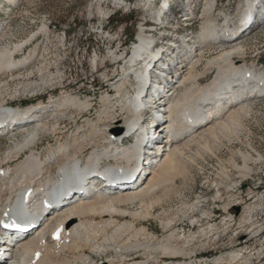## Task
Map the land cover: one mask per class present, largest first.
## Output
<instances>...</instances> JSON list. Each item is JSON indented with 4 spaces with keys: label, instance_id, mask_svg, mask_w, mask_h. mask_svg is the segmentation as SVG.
Listing matches in <instances>:
<instances>
[{
    "label": "bare ground",
    "instance_id": "obj_1",
    "mask_svg": "<svg viewBox=\"0 0 264 264\" xmlns=\"http://www.w3.org/2000/svg\"><path fill=\"white\" fill-rule=\"evenodd\" d=\"M14 1L0 0V7L2 2ZM125 1L113 0L112 3L120 7ZM157 1L160 0H136V4L152 12ZM217 1L203 0L200 15L205 20L200 32L187 36L181 45H173L177 52L173 55L175 60L163 63L164 68L151 73L155 78L153 84L157 80L159 84V79L161 84H166L163 90L168 94L163 96L164 105H160L159 100L154 111L159 107L163 111L167 125L165 134L171 139L161 141L155 150L142 157L138 141L142 137L148 141L154 136L151 130L142 134L137 127L140 115L136 107L145 104H142L141 94L149 75L144 64L146 60L148 63L156 60L155 66L161 59L157 58L160 52H154L155 40L145 37L143 25L129 58L126 59L125 52L118 54L109 50L114 70L112 77L105 76L109 88L100 93L97 102L84 91L65 85L58 69L53 72L49 64L36 67L37 46L30 52L25 51L30 37L21 44L0 46V139L6 138L11 145L0 159V225L15 221L13 219L29 227L36 225L19 239L11 235L12 242L16 243L0 247V264H95L97 258L103 260L101 264H208L198 256L201 249L222 242L218 229L201 224L196 234L187 235L174 227L176 216L159 221L165 234L156 236L141 222L150 220L151 211L167 199L169 189L159 195L157 191L165 184L166 175L181 167L185 151L193 145L206 144L209 137L216 138L218 131H229L237 126L238 119L247 113L251 103L264 96V70L255 72L253 65L245 64L241 59L245 49L240 42L256 26L250 21L253 18L248 20V16L256 12L249 11V4L252 8L261 2L263 10L264 0H242L248 4L242 7L244 12L241 8L234 17L220 12V21L212 17L217 11ZM161 11L168 13L165 6L155 8L153 14L157 21L153 23H158ZM97 13L105 18L109 12L99 7ZM183 17L187 22L195 20L187 14ZM262 21L263 24L264 17ZM39 31L44 33L47 27L41 26ZM166 31L173 36L172 29ZM186 43L191 48L187 55L183 47ZM150 46L153 47L149 49ZM216 46L222 49L216 59L207 62L209 68L204 71L215 69L214 78L203 86L195 85L194 69L201 64L204 53ZM184 62L189 63L187 76H181L178 69L180 65L184 67ZM170 76L176 77L175 82L171 83ZM176 87L181 90L178 95H175ZM37 89L40 92L33 94ZM152 90L158 93L154 86ZM28 93L31 95H26L27 98L15 99L16 95ZM44 94H49L45 103L41 101ZM26 100L39 102L21 110L17 105L12 107ZM98 104L96 118L91 119ZM136 130L139 136H135ZM242 160L244 164L239 169L251 172L247 163L252 160L248 156H242ZM142 166L149 169L142 171ZM104 168L109 169L98 175L97 170ZM115 171L121 174L120 181L106 176ZM128 174L129 180H125ZM80 177L86 180L78 182L76 179ZM94 181L97 187L92 191ZM35 195L42 205L32 200ZM239 202L246 205L242 199ZM127 204L137 208L124 209ZM262 205L263 202L247 205L245 215L241 214L238 220L231 215L224 217L222 232L229 235L234 225L237 232L236 239L228 238L227 244L240 245L238 239L243 236L244 245L239 251L233 248L216 254L210 264H254L264 259V249L261 250L264 239L259 237L264 222L258 225L252 221L256 213L263 210ZM194 206L178 209L180 219L187 218L194 224L193 217L188 218ZM15 207L16 211L12 210ZM44 211H47L45 219L42 218ZM17 214L24 217L18 218ZM202 214L208 217V213ZM56 232L58 238L54 240ZM9 233L4 231V234ZM6 251H10L12 261ZM164 259L170 261L166 263Z\"/></svg>",
    "mask_w": 264,
    "mask_h": 264
},
{
    "label": "rangeland",
    "instance_id": "obj_2",
    "mask_svg": "<svg viewBox=\"0 0 264 264\" xmlns=\"http://www.w3.org/2000/svg\"><path fill=\"white\" fill-rule=\"evenodd\" d=\"M112 2L113 0H15L11 4L2 2L0 7V46L21 44L30 37L29 42L26 43L25 51L26 53L30 52L34 46H37L36 67L49 64L47 66L53 72L58 69L65 85H69L70 89L84 91L83 93L90 95L96 101L100 93L109 88L104 81L105 76L112 77L113 74L114 60L110 58L109 50L116 51L118 54L125 52L126 58L129 57L130 49L133 47V43L137 42L139 29L142 28V25L144 30L153 31L151 34L146 32L145 37L155 40L159 39L163 27L167 26L174 32L171 39L179 43V41L183 42L187 36H196L205 20L200 15L203 0H170V7L167 8L168 13L165 14L167 23L158 26L153 23L157 21V17H154L153 14L156 6L152 8V12H148L146 7L137 5L136 0H126L125 4L120 7L114 6ZM160 2L157 1V3ZM249 6L250 11L251 5L249 4ZM99 7L109 12L108 16L101 18L97 13ZM242 7H248V4L242 0H218L217 11L212 17L217 21L222 20L220 12L226 16L234 17ZM260 7V5L257 7V12H254L251 19L254 18L250 20L256 26L240 40L243 49H245L244 58L241 59L247 66L252 67L253 65L252 70L255 72L264 70V23H260V21L263 22V18L260 16L262 14ZM184 14L190 15L196 21L187 22L188 19L183 17ZM41 26H46L47 31L41 33L39 31ZM183 47L186 55L189 54L191 48L187 47V43ZM214 48L218 49L211 48L204 51L201 64L196 67L197 69H194L195 85L203 86L214 78L215 69H207L208 71L204 72L206 68H209L206 66L207 62L216 59L218 52L222 49L217 46ZM43 61L45 62L42 63ZM183 64H185L184 67L180 65L181 67L178 69L182 72L181 76H187L189 63L184 62ZM169 79L173 83L176 77L172 79L170 76ZM177 89L176 87L175 95L181 92L180 89ZM39 92L37 89L33 94ZM57 94L58 91L54 92L53 96ZM26 95L30 96L31 93L24 96L16 95L15 99L27 98ZM48 97L49 94H44L41 101L47 102ZM254 101L247 113L238 119V125L228 129L232 130L231 132L218 131L216 138L209 137L206 144L193 145L191 149L185 151V155H182L183 158L181 157V167L177 171L169 172L166 175L165 184L157 191L159 195L165 189H169L167 199L151 211L150 220L141 222L156 236L165 234L159 226V221L176 216L177 221L175 220L174 227L178 229V232L184 234H196L201 226L205 227L206 225L218 229L217 233L222 242L201 249V255L198 256V258L206 259L208 264L212 262L216 254L231 251L233 248L239 251L238 248L244 245L243 236L238 239L240 245L230 246L227 244L228 238L235 237L236 239L237 232H235L236 225L229 229V235H226L227 232H222L225 216L231 215L238 220L241 214L245 215L247 205L263 202V210L254 214L252 221L258 225L264 222V96ZM37 102L39 100H26L15 103L12 107L16 108L17 105V108L21 110ZM99 108L98 104L93 109L91 119L96 118ZM201 124V126L204 125ZM6 140V138L0 139V159L4 157L3 152L11 146ZM242 156H248L252 160L247 163L251 171L249 173L239 169L244 164ZM156 157L161 158V156ZM154 159L156 158L154 157ZM2 165L4 164L2 163ZM144 169L149 168L144 167ZM147 174L149 175L148 172H146ZM129 176L128 174L127 178ZM254 197L256 198L254 199ZM239 199L246 202V205H242L243 203H240ZM192 204H195L197 208L194 206L195 209L188 212V218L193 217L194 224H190L187 218L181 220L177 213L181 207H190ZM129 207L130 211L137 208V206L127 204L124 209ZM201 212L208 213V217L206 218V215ZM259 234V237L264 239V228ZM6 252V256L12 261L13 259L9 255L10 251ZM159 260L163 259L159 257ZM164 260L166 263L170 261L169 259ZM101 261L103 260L97 258L95 264H101ZM258 262V260L254 261V264H264V259L260 263Z\"/></svg>",
    "mask_w": 264,
    "mask_h": 264
},
{
    "label": "snow or ice",
    "instance_id": "obj_3",
    "mask_svg": "<svg viewBox=\"0 0 264 264\" xmlns=\"http://www.w3.org/2000/svg\"><path fill=\"white\" fill-rule=\"evenodd\" d=\"M5 227H8V225H4ZM37 256H39V253H37Z\"/></svg>",
    "mask_w": 264,
    "mask_h": 264
}]
</instances>
